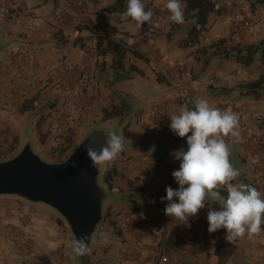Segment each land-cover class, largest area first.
Instances as JSON below:
<instances>
[{
  "label": "crops",
  "instance_id": "crops-1",
  "mask_svg": "<svg viewBox=\"0 0 264 264\" xmlns=\"http://www.w3.org/2000/svg\"><path fill=\"white\" fill-rule=\"evenodd\" d=\"M5 1L0 0V8ZM9 1L19 3L21 12L16 17L0 15V48L5 51L4 55L8 52L20 53L34 63L36 69L28 83L27 100L38 96L36 90L44 86L41 85L42 81L50 79L49 68L65 62L79 66L88 59L84 46L93 33L105 39L88 69L91 90L79 97L87 101L80 102L69 119L77 137L100 124L117 119L123 122V160L117 164L122 169V175L114 179V189L106 193L109 201L106 203L105 198L102 213L106 209L107 214L92 235L89 264H159L158 251L161 248L162 255L168 259L166 264H264V231L252 237L245 235L228 240L225 230L221 228L220 235L210 240L195 228L194 218L207 214L209 203L214 209L219 207L211 199L205 202V208L190 218V226L165 215L167 201L162 197L166 195L165 188L173 182L170 164L179 167V162L174 161L170 153L180 148L186 149V137H178L167 123L145 122L142 119L144 109L152 105H165L170 117L185 106L194 107L195 101L201 97L207 98L212 106L221 110L231 109L238 115L240 133L238 140L225 137L230 147L229 159L241 173L234 182L250 184L264 192V98L255 100L241 96L238 87L241 83L256 80L264 73V65L259 55L247 68L233 59H220L219 54L203 59L204 48L226 38V30L233 23L243 27L240 35L232 37L233 47L257 45L264 39V11L244 14L233 8V15L225 12L220 16L211 15L210 29L200 39L198 46L183 48L179 46V41L185 38L189 21L185 20L182 24L170 21L166 0H143L145 9L157 15L153 24L157 32L154 40L148 39L144 33L152 19L140 28L130 19L127 22L121 19V13L127 7L126 0ZM216 1L223 8L228 4L237 6L243 2ZM56 9L64 12V19L45 22L43 19ZM82 9L87 10L88 27L77 23ZM213 23L215 25L211 29ZM107 39L130 49L120 70L111 66L113 56L106 52ZM134 51L140 56L134 55ZM206 55L209 56V53ZM50 89L46 87L44 90L47 91V100L54 103L56 98H62L59 89ZM183 94L189 96L190 103L187 105L179 101ZM112 108L117 109L118 116L104 119V111ZM29 111L21 116L28 118ZM9 114L18 121L17 114ZM10 130L16 139L13 127L10 126ZM114 131L119 133L118 129ZM125 131L133 136H124ZM47 136L45 144H48L46 151L50 157L51 148L56 143L52 144L50 133ZM256 143L261 146L260 150L251 146ZM176 187L175 184L173 188ZM220 190L223 192V188ZM30 215L34 222V230L30 226L31 231L38 229L37 221H49L41 213ZM166 228L170 229V237L167 235L164 238ZM39 230L38 243L49 256L36 261L64 264L55 251L48 253L49 248L57 250L60 242L44 236L43 229ZM66 238L68 240L69 235L66 234ZM226 242L234 246L227 257L223 252L225 248L221 246ZM1 252L0 264H4ZM33 260L29 259L28 263L38 264ZM6 264L11 262L6 261Z\"/></svg>",
  "mask_w": 264,
  "mask_h": 264
},
{
  "label": "clouds",
  "instance_id": "clouds-1",
  "mask_svg": "<svg viewBox=\"0 0 264 264\" xmlns=\"http://www.w3.org/2000/svg\"><path fill=\"white\" fill-rule=\"evenodd\" d=\"M126 3V10L121 13L123 21L130 19L138 28L151 22L153 12L145 9L143 0H126ZM165 7L170 21L185 22L182 0H166ZM169 128L178 137H186L187 147L170 153L179 167L171 173L177 187H166V195L162 197L167 201L165 215L190 226V218L211 199L219 207L214 209L208 205L206 220L210 233L222 228L226 239L232 240L264 231V192L250 184L234 182L241 173L229 159L230 147L225 137L238 140V115L231 109L214 107L207 98L201 97L194 107L185 106L171 115ZM124 139L110 131L99 148L90 145L86 154L95 163L111 161L124 150ZM72 251L77 257L86 256L90 251L88 237L76 238Z\"/></svg>",
  "mask_w": 264,
  "mask_h": 264
},
{
  "label": "rangeland",
  "instance_id": "rangeland-1",
  "mask_svg": "<svg viewBox=\"0 0 264 264\" xmlns=\"http://www.w3.org/2000/svg\"><path fill=\"white\" fill-rule=\"evenodd\" d=\"M252 4H255L254 11H252L251 8ZM233 5L232 6L231 4L226 5V7L224 8L225 14L228 15L235 14L233 8L236 9V12H240L244 14H246V12L255 13L260 10L264 11V5L258 4L256 0H243V2L242 3L240 2V4L237 6H233ZM214 25L215 23L211 24V29L214 27ZM239 25L241 24H235V23L230 24L228 26V29L226 30L227 42L225 43V45L217 49H212V50L208 49L204 53L203 59L205 60L207 59V57L210 58L214 54L221 55L223 50H229L233 48L232 37L236 35L237 36L240 35V33L243 31V27L241 29L238 28ZM235 28L238 29L235 30ZM4 52L5 51H3V49L0 48V129L3 126L9 128L10 126L13 127L14 131L17 134V137L15 139L17 145L15 147V150L11 154L5 157H0V162L9 160L15 155H17L24 147V145L29 142L32 144L33 152L36 155H38L41 160L47 163H57L58 160L62 157H58L57 153L53 154L52 152H51V156L50 157L48 156L46 151L48 148V144H45L48 140L47 135L49 133L51 134V137L49 139L52 141V144L56 143V145L53 146L56 147L62 141L60 136L62 134V131L67 128L70 129V133H72V139L74 140V145L70 149L69 155L75 149V147L85 137H87V135L99 132L104 134L105 136H108V133L110 131H114V129H118L119 130L118 134L122 135L121 124L123 125V122L121 119H117L106 124L97 125V127H94L92 129H88L85 135L81 137H77V133L75 129L73 127H70L69 119H71V117L73 116L74 113L72 112L75 110L76 106L79 105L80 102L87 101V100L85 101L80 100L79 97H82L85 91L90 92L91 88L89 87L91 85H89V87L86 88L75 89L72 87L59 85V83L57 84L54 79H51V77L50 79H44L41 83V85L44 86H41L39 90H36V94H38V96L37 99H35L31 103L32 109L29 111L28 118L26 116H21V114H24V112H21L20 108L22 107L23 101L28 99L26 97L28 86L26 88L22 86L20 89L8 91L7 89L8 85L6 84L7 77L3 76L5 75V72L2 69H3V65H5L16 53L8 54L9 53L8 52L4 55ZM206 53H209V56H207ZM220 57H221L220 59L224 58V56L222 55ZM88 76L90 78L89 74ZM46 87H50L51 88L50 90L59 89L61 91L60 93H62V98L59 99L56 98V101L54 103L50 102V100H47L46 99L47 97L45 96L47 91H44ZM148 110L149 108H146L143 111L144 114L142 115V119H144L145 122L151 121L147 117ZM6 112L9 113L13 112V114H17L19 116L18 121H15L16 119L14 118L13 115ZM39 121H41V126L38 128L35 123ZM39 135L42 136V142L41 141L40 142L45 145L39 143ZM106 162L99 163L98 182L100 186L104 189V191L108 192L107 187L101 182V178H100ZM108 201L109 198L108 199L106 198L105 202L108 203ZM106 212L107 211L105 209L104 212L102 213V217L103 215L106 214ZM32 213H41L43 214V216L49 218V221L46 220L47 221L46 223H41V222L39 223L37 221L36 225H38V229L36 228L35 230L36 232L30 230V226H32L31 228H33L34 230V222H32L30 215ZM28 222H30V224L26 225ZM18 228L27 229L25 231L26 232L25 234H27L30 237V240L33 243L32 253L28 255L23 256L17 253L15 248L10 244L8 237V230L18 229ZM39 229H43L42 231L44 236L52 237L60 242L59 246L57 247V250L49 248L50 251H48V253L55 251V253H57V256H59V260H61L60 261L61 263L80 264L76 258V255L72 251V244L74 238L71 233V230L67 222L64 220V218L55 209L42 203L29 202L18 196H11V195L0 196V238L2 239V242L0 243V251H2L1 256L3 257L2 259L4 264H6V261L7 263L8 261L11 262V264H21L23 261H26V263L23 264H29L28 263L29 259H34L35 260V261L33 260L34 263H38L36 259L42 260L43 258H47L49 256L48 254H46L47 250H45L44 247H42L38 243L37 234L40 233ZM66 234L69 235L68 240L66 238ZM65 244H68L67 248H65ZM38 264H43V263L40 262Z\"/></svg>",
  "mask_w": 264,
  "mask_h": 264
},
{
  "label": "water",
  "instance_id": "water-1",
  "mask_svg": "<svg viewBox=\"0 0 264 264\" xmlns=\"http://www.w3.org/2000/svg\"><path fill=\"white\" fill-rule=\"evenodd\" d=\"M107 139L102 133L85 137L60 163H47L26 143L9 160L0 162V196H18L32 203L55 209L67 222L74 237H88L102 220L106 192L98 182L99 163L86 154V148H99ZM80 264L89 263V253L77 257Z\"/></svg>",
  "mask_w": 264,
  "mask_h": 264
},
{
  "label": "built area",
  "instance_id": "built-area-1",
  "mask_svg": "<svg viewBox=\"0 0 264 264\" xmlns=\"http://www.w3.org/2000/svg\"><path fill=\"white\" fill-rule=\"evenodd\" d=\"M21 12V6L17 2H11L9 0L5 1V4L0 8V15L3 17H16ZM157 15L153 13L152 22L146 27L144 33L147 35L148 39L154 40L157 35L156 29L153 26V22H156ZM62 21L64 19V12L62 10H54L49 16L45 17L43 20L45 22H49L51 20ZM78 25L88 27V14L86 9H82L81 13L77 20ZM145 28V27H144ZM238 28H242L240 25ZM238 28H235L237 30ZM85 51L87 58L90 60H86L81 65H75L72 63L65 62L58 66H53L49 68L47 71L50 74L51 79H54L56 83L59 85H64L66 87H72L75 89L78 88H86L90 85V78L88 76V69L92 65L91 60L97 56V35L93 33L89 37V39L85 42ZM94 63V62H93ZM35 65L30 58L27 56H23L18 53L15 54L5 65H3V71L7 77L6 84L8 85L7 89L15 90L20 89L22 86L26 88L30 81L31 74L35 71ZM58 86V85H57ZM179 101L183 104H189L190 99L188 95H180ZM147 117L151 121H158L170 124V117L168 116V109L165 105L156 104L152 105L148 112ZM14 134L10 130L9 127H2L0 129V157H5L11 154L16 147V141L14 138ZM252 147L260 150L261 146L259 143L251 144ZM177 169V166L173 163L170 164V172L172 173ZM172 177V175H171ZM173 178V177H172ZM175 181L171 183V187L175 185ZM166 194V192H165ZM205 215H201L199 217L194 218V226L195 228L202 233V235L210 240H213L215 237L220 235L219 229L215 232L208 231V223ZM28 222L26 225H29ZM27 229H9L8 237L10 244L15 248L16 252L21 255H28L32 253L33 243L30 240V237L25 234ZM28 232V231H27ZM29 233V232H28ZM170 229L166 228L164 232L165 236L169 235ZM162 248L158 251V263L166 264L168 259L162 255ZM26 263L23 261L21 264Z\"/></svg>",
  "mask_w": 264,
  "mask_h": 264
},
{
  "label": "trees",
  "instance_id": "trees-1",
  "mask_svg": "<svg viewBox=\"0 0 264 264\" xmlns=\"http://www.w3.org/2000/svg\"><path fill=\"white\" fill-rule=\"evenodd\" d=\"M182 2L185 4V20L189 21V26L185 38L179 41V46L183 48H194L198 46L200 39L210 29V16H220L222 13H224V8L219 6L216 0H182ZM256 2L260 5H264V0H256ZM254 7L255 4H252V11H254ZM104 40L105 39L103 37L97 35V52H99L100 48L103 46L105 42ZM226 42V38H221L210 43L206 48H204V51H207L208 49H217L221 46H224ZM106 44V52L112 54L113 56L111 64L112 68L115 70L122 69L123 60L127 51L130 49H127L124 45L114 42L112 39H107ZM134 55L138 57L140 56V53L134 51ZM221 55L226 59H233L237 64L244 68L251 66L256 60V56L259 55V60L264 65V39H262L257 45L234 46L229 50H223ZM238 87L240 89L241 96H249L255 100L264 98V73L261 74L256 80L241 83L238 85ZM35 99H37V96H34L33 99L23 101L20 111L26 112L31 110V100ZM115 116H118V111L115 108H112L110 111H104L103 117L106 120ZM36 125L39 128L41 126V121L37 122ZM60 136L62 141L56 147L51 149L53 154L57 153L58 157H62L57 163L67 159L69 151L74 145L72 133H70L69 128L64 129ZM124 136L132 137L133 135L125 131ZM39 139L42 142L41 135H39ZM122 158L123 151L115 159L107 161L104 166L100 178L101 182L107 187L108 191L114 189V179L122 175V169L117 165L119 161L123 160ZM144 198L146 197L144 196ZM106 214L103 215L99 224L103 222ZM227 242L226 244L221 245L225 248L223 251L225 257L229 256L234 249V246Z\"/></svg>",
  "mask_w": 264,
  "mask_h": 264
}]
</instances>
